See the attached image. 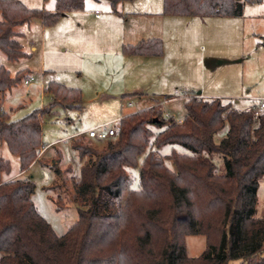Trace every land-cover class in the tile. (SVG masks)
I'll use <instances>...</instances> for the list:
<instances>
[{
	"label": "trees",
	"instance_id": "obj_1",
	"mask_svg": "<svg viewBox=\"0 0 264 264\" xmlns=\"http://www.w3.org/2000/svg\"><path fill=\"white\" fill-rule=\"evenodd\" d=\"M108 1L115 7L125 0ZM84 2L56 0L55 10L48 12L30 9L20 0H0V50L9 61L19 60L26 56L18 39L20 26L35 19L50 26L68 13L83 10ZM263 2L163 0L162 13L241 17L246 3ZM162 50L159 39L123 47L129 56H160ZM24 73L12 76L0 65V93L18 85ZM44 93L51 101L58 99L83 110L80 89L50 81ZM185 107L187 116L181 122L152 108L124 116L119 133L103 140L102 149L84 138L74 140L71 147L82 161L77 179L71 167L61 168L60 150L51 162L38 159L41 117L48 109L12 120L0 106V139L19 158L21 171L40 161L54 170L56 181L63 182L64 173L71 174L73 201L79 207L77 223L58 236L34 204L32 179L2 182L9 165L0 158V264H264V216L257 215L259 183L264 177V113L256 118L252 110L239 111L220 99L197 96L187 100ZM226 127L225 136L217 141L216 135ZM166 145H179L190 153L173 150L161 157L153 150ZM136 168L137 190L129 186L128 176V170ZM58 186L53 184L50 190ZM195 235L206 236L207 248L191 258L185 241Z\"/></svg>",
	"mask_w": 264,
	"mask_h": 264
},
{
	"label": "rangeland",
	"instance_id": "obj_2",
	"mask_svg": "<svg viewBox=\"0 0 264 264\" xmlns=\"http://www.w3.org/2000/svg\"><path fill=\"white\" fill-rule=\"evenodd\" d=\"M20 1L30 9L55 10L56 0ZM96 11L99 18L95 16ZM162 12L163 0H125L115 7L108 0H85L83 10L68 13L50 26L35 19L30 26L18 28L22 33L18 39L26 56L9 61L0 50V65L13 76L18 72H25V75L17 90L5 104L0 102V106L4 105L12 120L48 109L41 118V140L44 146H50L47 152L46 147V153L38 154V159L51 162L56 158V150H60L61 168L71 167L72 175L79 179L82 161L71 147L74 140L84 138L96 149H102L106 142L89 139L88 131L115 123L122 115L150 108L161 111L155 102L164 98L151 100L154 95H176L163 105V110L177 121L184 119L187 116L185 102L193 96L185 99L182 85L196 87L203 91V96L230 103L239 111H251L259 106L260 100L264 99V44L261 38L264 36V2L247 4L238 18L163 16ZM154 37L163 42L160 56L124 55V44H136ZM139 73L142 77L148 74L151 77L142 81ZM29 76L35 81L28 86L23 80ZM50 81L80 89L83 110L79 112L72 109V103L58 99L51 101V96H45L43 89ZM135 91L149 97L145 96L143 101H130L131 96L127 94ZM52 102L57 105L50 107ZM226 130L227 127L216 135L217 141L225 136ZM0 146V158L9 165L1 181L31 178L35 184L33 201L38 212L58 236L64 235L79 218V207L73 201L71 174L64 173L63 182L56 181L54 170L40 161L22 172L19 158L4 142ZM153 150L161 157L173 150L177 154L190 153L179 145ZM167 165L174 169L172 162L167 161ZM218 167L223 169L220 159ZM128 176L129 186L139 189V168L129 169ZM53 184L59 186L50 190ZM257 195V215L262 217L264 177L260 179ZM185 242L191 258L199 257L207 248V238L203 235L187 236Z\"/></svg>",
	"mask_w": 264,
	"mask_h": 264
},
{
	"label": "crops",
	"instance_id": "obj_3",
	"mask_svg": "<svg viewBox=\"0 0 264 264\" xmlns=\"http://www.w3.org/2000/svg\"><path fill=\"white\" fill-rule=\"evenodd\" d=\"M121 3V2H120ZM247 4H250V3H246L245 4V6L247 5ZM252 4H254V3H252ZM245 6H244V9H245ZM76 12V11H75ZM96 12H98V11H96ZM96 12H95V16L97 17V18H99V16H100V14H99V16L98 15H96ZM72 13V12H71ZM163 14V13H162ZM164 16V15H163ZM167 16H169V15H167ZM210 18H215V17H210ZM238 18V17H237ZM202 19H204V18H202ZM28 26H30V24H28ZM18 31H19V29H18ZM20 32V31H19ZM261 37H262V35H261ZM155 39H159V38H157V37H154V38H148L147 40H141V41H139L138 43H136V44H124L123 45V47L124 46H127V45H137V44H139V43H141V42H148V41H150V40H155ZM159 40H161V39H159ZM162 41V40H161ZM162 44H163V42H162ZM22 48H23V46H22ZM23 50V49H22ZM122 50H123V48H122ZM24 52V51H23ZM25 53V52H24ZM26 54V53H25ZM125 55V54H124ZM126 56H129V55H126ZM132 57V56H131ZM134 57H144V58H152L153 56L152 55H143V56H134ZM155 57V56H154ZM10 71V70H9ZM10 73H11V71H10ZM45 73V72H44ZM141 73V72H140ZM139 73V75H141L140 77H142L143 76V74H140ZM148 73V72H147ZM11 75H12V73H11ZM13 76V75H12ZM149 77H151V74H148V76H145V77H142L143 79H142V81H147L148 79H149ZM31 78H34L33 76H29V77H26V78H24V83L26 84V85H31V84H33V82L35 81V80H33V81H31ZM26 81H28V83H26ZM19 84H21V82L19 83ZM18 84V85H19ZM18 85H16V86H14L13 88H11L10 90H8L7 92H5V93H3V94H1L0 93V102L1 103H3V104H5L6 103V101L8 100V98L10 97V95H12L13 94V92H15L16 90H17V86ZM182 87H183V89L182 90H184V95H183V97L185 98V99H187L188 97H192V96H198V97H200V98H202V99H217V98H215V97H210L209 95L207 96V97H205V96H203V91L202 90H200L199 91V89L197 88L196 89V87H191V85H188V86H186V85H182ZM44 90H45V87H44V89H43V93H44ZM194 90H196V92L194 91ZM126 93H124V95H125ZM134 94H136V95H134ZM191 94V95H190ZM44 95H45V93H44ZM46 96V95H45ZM127 96H131V97H129L130 98V101H143V99H144V97L146 96V97H149L147 94H145V93H143V92H139V91H135L133 94H127ZM126 96V97H127ZM165 96H172L173 98L172 99H167V98H165ZM176 95H171V94H160V95H154V96H152V97H150L151 98V100L153 99L154 101H158V99L160 98V97H163L162 99V101H158V103L157 102H155L158 106H160V109H161V111L166 115V114H169V115H171L170 113H168V112H164L165 110H163V105L164 104H166V102H169V101H171V100H173L174 98H176L175 97ZM124 97V96H123ZM129 105L131 106L132 104H131V102L129 103ZM2 109H3V111H5V112H7V114L10 116V118H11V115L9 114V112L5 109V107H4V105H3V107H2ZM131 114H133V113H131ZM128 115H130V114H128ZM124 116H126V115H122V117L121 118H123ZM42 118V117H41ZM121 118L120 119H115V120H118V121H120L121 120ZM183 119H181V120H179L180 122L182 121ZM93 129V128H92ZM91 130V129H90ZM42 141V140H41ZM0 143H3V141L0 139ZM50 145H46V146H44V144H43V142H42V147H47V150H46V152L48 151V147H49ZM1 147V146H0ZM45 152V153H46Z\"/></svg>",
	"mask_w": 264,
	"mask_h": 264
},
{
	"label": "built area",
	"instance_id": "obj_4",
	"mask_svg": "<svg viewBox=\"0 0 264 264\" xmlns=\"http://www.w3.org/2000/svg\"><path fill=\"white\" fill-rule=\"evenodd\" d=\"M96 15L99 16V12H96ZM33 80L34 79L31 78V81ZM26 83H28V81H26ZM252 112L256 118L260 117L264 113V99L260 100L259 106L255 107L252 110ZM166 116H170V115L166 114ZM119 130H120V123L119 121H117L112 124L100 125L98 127L89 130L88 137L94 140L103 141L115 137L119 133ZM45 150H46L45 147H41L39 153L42 155L45 152Z\"/></svg>",
	"mask_w": 264,
	"mask_h": 264
}]
</instances>
